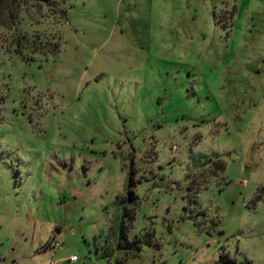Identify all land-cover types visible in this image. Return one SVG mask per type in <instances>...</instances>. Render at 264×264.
<instances>
[{"label": "rangeland", "instance_id": "374dc122", "mask_svg": "<svg viewBox=\"0 0 264 264\" xmlns=\"http://www.w3.org/2000/svg\"><path fill=\"white\" fill-rule=\"evenodd\" d=\"M20 15L0 24V264H264V0ZM18 30L56 49L24 59Z\"/></svg>", "mask_w": 264, "mask_h": 264}, {"label": "trees", "instance_id": "16d2710c", "mask_svg": "<svg viewBox=\"0 0 264 264\" xmlns=\"http://www.w3.org/2000/svg\"><path fill=\"white\" fill-rule=\"evenodd\" d=\"M55 0H0V24L6 27L13 26L15 29H18L21 23V11L27 12L30 7H36V10H40L43 6H52ZM14 50L18 52L24 59H32V52H43L56 49V45L47 49L43 47L49 46L48 43H41L38 39L37 34H30L24 30H18L13 37ZM54 51V50H53ZM201 155L200 157H202ZM224 164L220 161L216 167H213L212 172L215 173L218 168L222 169ZM132 180L129 182L128 193L130 197L137 198L134 193L133 188H131ZM134 219V210L131 208L125 207L122 212V219L120 224L121 236L126 240L124 243H120L119 246L127 248L129 251L135 253L140 249L139 241L136 239L129 240L127 239V229L131 221ZM127 252V251H126ZM125 261L123 258H117L115 264H124ZM216 264H245L242 261H237L236 258L230 254L228 250L223 248L219 254V260Z\"/></svg>", "mask_w": 264, "mask_h": 264}, {"label": "built area", "instance_id": "2783aa9c", "mask_svg": "<svg viewBox=\"0 0 264 264\" xmlns=\"http://www.w3.org/2000/svg\"><path fill=\"white\" fill-rule=\"evenodd\" d=\"M51 245H52L53 247H57V246H59V243L55 241V242H52ZM75 258H76V255H72V256H71V259H75ZM51 263H52V262H50V264H51Z\"/></svg>", "mask_w": 264, "mask_h": 264}]
</instances>
